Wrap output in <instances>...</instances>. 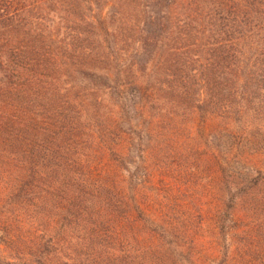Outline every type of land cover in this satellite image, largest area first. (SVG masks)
<instances>
[{"label":"trees","instance_id":"trees-1","mask_svg":"<svg viewBox=\"0 0 264 264\" xmlns=\"http://www.w3.org/2000/svg\"><path fill=\"white\" fill-rule=\"evenodd\" d=\"M0 184V264H264V0H0Z\"/></svg>","mask_w":264,"mask_h":264},{"label":"rangeland","instance_id":"rangeland-1","mask_svg":"<svg viewBox=\"0 0 264 264\" xmlns=\"http://www.w3.org/2000/svg\"><path fill=\"white\" fill-rule=\"evenodd\" d=\"M22 189L20 190H10L9 188H6L5 186L0 184V218H4L5 216H9V218H14L16 220H19L18 222H16V226L20 227V231H23V229H27V222L26 219H28V217L25 215L26 212L30 211L29 209H25L24 207L20 208L18 205H14V203L12 205L13 208L11 209V203H8L7 198H16V196H21L23 193L21 192ZM11 194V195H10ZM10 209V210H9ZM8 212H12L13 214H15L14 216H12V214H9ZM26 232V231H24ZM54 231L52 229H50V233L52 234ZM48 235L45 236V238H47ZM133 254H124L125 257H123V260L125 259L126 261L129 259L130 256H132ZM125 262V261H124ZM123 263V262H122Z\"/></svg>","mask_w":264,"mask_h":264}]
</instances>
